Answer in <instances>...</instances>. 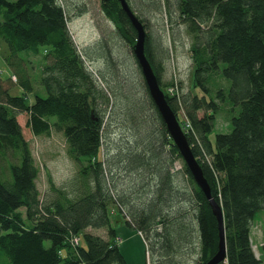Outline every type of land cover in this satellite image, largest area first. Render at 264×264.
Returning <instances> with one entry per match:
<instances>
[{"label": "trees", "instance_id": "trees-1", "mask_svg": "<svg viewBox=\"0 0 264 264\" xmlns=\"http://www.w3.org/2000/svg\"><path fill=\"white\" fill-rule=\"evenodd\" d=\"M125 2L144 27L145 58L160 90L169 49L161 36L148 34V16L163 25V16L176 14L192 37L193 89L202 95L184 94L176 86L175 95L164 93L165 100L177 121L182 111V131L222 208L226 262L220 264H263L250 233L257 212L264 213V0ZM101 5L116 41L130 48L138 90L119 76L120 62L106 39L92 47L105 63L100 77L107 89L97 87L84 64L89 55L77 50L58 0H0V39L8 45L5 63L15 78L10 82L33 94L28 63L20 55L37 56L43 48L46 62L40 77L44 97L34 94L31 104L24 95L10 96L0 82V161L14 159L8 177L0 175V255L10 264H127L115 244L111 210L116 209L118 219L141 234L151 264H185L182 256L207 264L217 253V220L186 165L174 169L182 158L134 56V26L119 1ZM214 76L229 88L211 98ZM225 106L230 132L211 141ZM23 113L34 136L60 132L68 157L79 166L70 192L51 187L55 197L47 202L37 191L38 167L17 120ZM114 114L130 137L125 140L117 128L123 141L107 144L101 159L105 123ZM87 229L103 230L107 237Z\"/></svg>", "mask_w": 264, "mask_h": 264}, {"label": "rangeland", "instance_id": "rangeland-1", "mask_svg": "<svg viewBox=\"0 0 264 264\" xmlns=\"http://www.w3.org/2000/svg\"><path fill=\"white\" fill-rule=\"evenodd\" d=\"M64 7L67 18V29H69L71 38L77 46V50L81 52H87L89 60L84 58L85 67L91 72L94 82L98 88L107 89L104 82H102L100 74L105 71V63L101 56L96 55V52L92 47L97 44L101 39H106L109 42V48L112 52V58L119 63L118 70L119 76L126 77L131 81V86L135 87L139 85L138 71L134 66V59L129 54L130 48L120 41H116V37L113 32V23L110 18L104 16L102 12V5L99 0H58ZM160 19L154 15L148 16V34L150 36L156 34L164 39V44L169 49V59L164 64V72L161 77L164 86L163 94L175 95L176 86L183 92L192 91L193 89V61L191 56V44L192 37L187 33L186 27L180 24L176 14H172L171 19L163 16V25L159 24ZM39 55H29L21 53L20 57L26 58L28 63V74L30 75L31 85H33V94H24L20 86L14 85L13 81L10 82L12 77L11 71L5 63V58L10 54L9 48L6 42L0 39V82L3 86L8 87L10 96H25L29 104L34 101V94H38L44 97V89L40 84V77L42 75V69L46 62L44 61L45 51L39 50ZM98 57V58H97ZM119 61V62H118ZM120 79V78H119ZM13 85V86H11ZM120 86V85H119ZM229 84L223 80L221 76H214L210 81V88L212 90L211 98H214L215 93L219 88H229ZM123 87V86H122ZM127 89V88H126ZM120 90V89H119ZM194 94L202 95L200 91H196ZM114 98H111V101ZM220 114L216 118V123L212 134L209 139L214 140V137L220 133H229L230 128L228 126L227 111L228 107H222ZM115 115L108 119L105 123L104 134L107 136L106 142L103 143V152L100 154V158L105 159L106 151L110 149L107 145L111 143L112 146L120 143L126 137L130 135L126 134V128L123 123L115 118ZM180 123L185 122L182 111L178 115ZM18 123L22 129V136L28 144L32 152V157L38 167V176L35 181L37 191L40 193V198L47 202L49 199L55 197L51 191V187L57 189H65L70 192L74 179L77 176L78 164L70 159L67 155V146L65 138H63L60 132L51 130L47 136H34L31 129L28 127V118L25 113L17 116ZM120 123H119V122ZM118 122V124H117ZM112 123V125H111ZM179 123V124H180ZM181 126V124H180ZM108 127L113 132L110 137L108 136ZM190 126L186 123V129ZM119 128L123 132L124 138L117 135ZM182 129V128H181ZM183 132V131H182ZM184 133V132H183ZM185 134V133H184ZM13 157H8L0 161V175L8 177V164L13 163ZM175 171H180L184 167V162L179 159L174 164ZM179 175V173H178ZM2 177V178H3ZM183 178V177H182ZM181 180V176L179 177ZM20 212L24 216V209ZM112 223L118 238L115 244L120 245V252L124 256L127 264H151L149 254L147 252V245L144 243L140 233L135 232L124 224L120 219L116 209L111 210ZM255 221L251 226L250 239L252 241V249L256 258L263 260L264 264V213L263 211L257 212ZM92 235L96 234L103 238L107 237V234L103 230H86ZM81 243V241L79 242ZM82 244V243H81ZM44 246L49 248V242H44ZM83 246V244H82ZM3 259H2V258ZM182 263L194 264V258L182 256L178 258ZM0 264H10L9 260H6L0 255Z\"/></svg>", "mask_w": 264, "mask_h": 264}, {"label": "water", "instance_id": "water-1", "mask_svg": "<svg viewBox=\"0 0 264 264\" xmlns=\"http://www.w3.org/2000/svg\"><path fill=\"white\" fill-rule=\"evenodd\" d=\"M101 3L106 1H119L124 13L129 17L132 26H134L137 32V41L134 48V56L138 61L140 69H142V74L146 82L147 89L149 90L150 97L154 101L158 112L165 123L167 132L170 134L172 143L176 147L179 155L181 156L184 165L190 175L193 177L195 185L202 191L204 197H206L209 207L212 210V215L217 220L218 229V246L217 253L215 256L208 261L207 264H220L226 262V251H225V229H224V218L222 208L215 202L214 198L211 197L210 186H208L207 181L202 175L201 166L198 165L194 155L192 154L191 147L187 143L186 136L182 132L181 126L177 121L173 111L170 110L167 101L165 100V95L158 85L157 79L153 69H151L147 58H145V30L143 25L136 19L135 15L132 14L128 4L125 0H99Z\"/></svg>", "mask_w": 264, "mask_h": 264}, {"label": "built area", "instance_id": "built-area-1", "mask_svg": "<svg viewBox=\"0 0 264 264\" xmlns=\"http://www.w3.org/2000/svg\"><path fill=\"white\" fill-rule=\"evenodd\" d=\"M12 79L15 80L14 77H12ZM78 241H79V239H77V238H76V239H73V244H74V245L78 244Z\"/></svg>", "mask_w": 264, "mask_h": 264}]
</instances>
